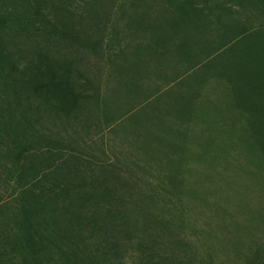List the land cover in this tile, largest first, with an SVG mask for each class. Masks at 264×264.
Listing matches in <instances>:
<instances>
[{"label":"rangeland","instance_id":"1","mask_svg":"<svg viewBox=\"0 0 264 264\" xmlns=\"http://www.w3.org/2000/svg\"><path fill=\"white\" fill-rule=\"evenodd\" d=\"M0 31L32 107L0 122V264H264V149L231 103L250 78L239 58L264 50V0H0ZM162 39L174 57L140 71ZM68 79L99 98L41 88ZM18 182L38 184L50 223ZM22 215L51 236L35 259Z\"/></svg>","mask_w":264,"mask_h":264},{"label":"trees","instance_id":"2","mask_svg":"<svg viewBox=\"0 0 264 264\" xmlns=\"http://www.w3.org/2000/svg\"><path fill=\"white\" fill-rule=\"evenodd\" d=\"M4 31H0V122H9L10 124L13 123H20L21 121L27 122L30 121L29 119V114L32 109V107L29 104H23L21 100H23L22 94L25 93L26 91V86L28 85V82H26V77H25V66H23L17 57L16 50L11 48L8 43L6 42L4 35ZM168 34V33H167ZM167 34H158L157 37L164 38L169 36ZM156 37V38H157ZM264 39V37H262ZM159 40V39H158ZM160 41H153L152 42V48L151 51H146L147 53L144 52L145 55H148L147 59H144L143 56L139 57H133L132 59L137 62V68L142 70V66H145L146 62H151V63H160V62H169L170 58L176 54L175 50L174 52L168 51L169 47L171 46V41L168 39H162ZM239 41V40H238ZM165 42V43H163ZM237 42V41H236ZM235 43V42H234ZM263 46L262 48L264 49V40H262ZM174 44V43H173ZM172 44V45H173ZM238 44V43H237ZM160 50H159V49ZM159 51H158V50ZM171 49V48H170ZM174 49V47H173ZM157 50V51H156ZM242 59V62H238L240 69H238V72H234L237 76L241 77V75L249 76V82L246 84V86L242 89H240V95H236V99L234 102V105L238 106V108L245 110L246 112V122L249 124L250 127V132H252V138L257 142L260 143L264 149V99L262 98L264 96V50L263 52H253V49H248L243 52L242 56L239 58ZM159 66V65H158ZM157 66V67H158ZM192 66V65H191ZM190 66V67H191ZM38 72L40 69H37ZM187 70V69H186ZM188 69L184 75H182L178 80L174 78H170V80H175L171 81L172 84L174 85L181 79H185L184 81L187 82L189 81L191 83L192 78L194 77L193 74L191 73L192 70ZM233 70V69H232ZM145 71V69L143 70ZM195 74V73H194ZM179 75V74H178ZM190 78V79H189ZM189 83V84H190ZM78 85L80 89H78ZM42 86V85H39ZM42 89H48L51 90L55 95H61L65 98L63 103L65 105L69 104H75L77 101L78 96H81L82 93L85 94L87 89L94 90V94H89L93 95L95 97L99 98V93H100V88L99 87H93L92 82H87L85 84H77L76 82L71 81L70 79L66 80L64 83L60 81H52L50 86H44L41 87ZM40 87H37V90H42ZM194 92L195 95H198L202 90L199 89L195 90ZM194 98V95L193 97ZM153 97H148L147 99H144L140 101L141 103L140 109L146 110V109H152L154 108L153 106ZM12 101H15L14 104ZM149 102V103H147ZM188 104V103H187ZM76 105L73 106L75 108ZM184 108H187L186 105L183 104ZM174 108V107H173ZM183 108V109H184ZM163 110V109H161ZM135 111V110H134ZM133 111V112H134ZM132 112V113H133ZM130 112H126L120 119L116 121H122L123 118H128L130 116ZM160 114L163 115V112ZM161 115V116H162ZM241 116V114H239ZM149 117V116H148ZM183 117V116H182ZM110 125L114 126L115 120H113ZM167 120H161L160 122L162 125H168L166 122ZM175 135V134H174ZM173 135V136H174ZM17 143V142H14ZM19 155H22V151L19 152ZM67 162V158L59 155L58 160L60 161L63 160ZM78 160V163L76 161V165L80 164V158H76ZM75 161V160H74ZM73 161V162H74ZM82 162V161H81ZM33 183H37V180H34ZM39 183V181H38ZM18 186H20V192L23 196L28 195L29 200H33L32 203L31 201L29 202L31 209L34 210L33 212V218L38 217L41 221H45L46 224L50 223L48 220V216H41L42 215V209H41V204L40 201L37 199L40 198V195L35 193L33 190L37 185L32 184L29 185L28 187L23 185L22 183L18 182ZM61 190V186H56ZM64 193H69V189L65 188ZM55 193V192H54ZM49 194H53L52 192ZM56 194V193H55ZM78 198L80 200L83 199L84 196L78 195ZM29 218L26 215H22V220L23 224L26 226V228L31 229V237L32 239V247L31 251L32 254L34 255V259L39 253L46 248L45 242H49L51 239L50 235H48V230L46 229H39L34 223H31L32 220L27 221ZM43 219V220H42ZM32 227H35L34 229ZM99 230V229H98ZM100 230H103L101 227ZM99 230V231H100ZM105 232V231H104ZM93 236H90L87 238L88 243L92 242ZM80 243H76L77 247H80ZM85 244V243H84ZM104 244H98V247L101 248L103 247ZM107 245L110 247V252H117L119 244L117 242H112V243H107ZM77 257L80 264H85L86 261H88L89 264H98L99 261H96L92 256H86V255H80ZM84 254V253H83ZM101 261V260H100ZM102 262V261H101Z\"/></svg>","mask_w":264,"mask_h":264}]
</instances>
